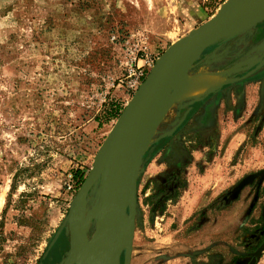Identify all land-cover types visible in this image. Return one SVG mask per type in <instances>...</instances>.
Listing matches in <instances>:
<instances>
[{
	"label": "rangeland",
	"instance_id": "374dc122",
	"mask_svg": "<svg viewBox=\"0 0 264 264\" xmlns=\"http://www.w3.org/2000/svg\"><path fill=\"white\" fill-rule=\"evenodd\" d=\"M224 2L0 0V264H68L69 225L43 256L137 92L125 82L136 44L156 62ZM263 57L264 20L193 59L227 83L185 105L164 95L137 177L129 264H264ZM103 183L87 197L89 238Z\"/></svg>",
	"mask_w": 264,
	"mask_h": 264
},
{
	"label": "water",
	"instance_id": "95a60500",
	"mask_svg": "<svg viewBox=\"0 0 264 264\" xmlns=\"http://www.w3.org/2000/svg\"><path fill=\"white\" fill-rule=\"evenodd\" d=\"M264 20V0H226L220 9L207 21L178 38L156 60L145 80L123 109L115 125L99 149L85 180L73 197L68 213L58 226L44 258L53 247L62 231L69 225L70 253L68 264H87V260L113 236L112 228L120 200L128 190L129 232L125 247L124 264H129L134 219L137 205V177L142 157L154 133L163 97L178 71L193 61L196 53L238 36ZM264 58L257 65L261 67ZM134 125L138 126L135 144L127 154V163L120 168L114 179L104 185L96 229L87 234L85 205L87 197L100 178L112 153ZM128 180V183H126ZM109 262L113 257L108 255ZM254 257L250 264H255ZM43 264V263H40Z\"/></svg>",
	"mask_w": 264,
	"mask_h": 264
},
{
	"label": "bare ground",
	"instance_id": "6f19581e",
	"mask_svg": "<svg viewBox=\"0 0 264 264\" xmlns=\"http://www.w3.org/2000/svg\"><path fill=\"white\" fill-rule=\"evenodd\" d=\"M198 54L199 52L196 53L192 59H194ZM194 68H196V66H194L193 61H190V63L183 66L174 77L172 83L165 92V94L170 92V100L172 104L180 105L186 102L197 101L201 99L203 95L216 90L229 81H226L225 76L219 75L218 71L212 70L208 67H199L196 68V71H193ZM159 118L160 116L158 119ZM137 131L138 126L134 125V127L128 131L112 153L100 176L103 177L105 183L110 184L117 171L126 165L128 160L127 154L135 144L134 136ZM126 183H128V180H126ZM128 205L129 194L128 190H125L116 211L115 223L112 228L113 236L106 241V244L103 245V247L96 251L87 260V264H118L115 259L126 246L128 238ZM108 255L113 257L112 263L109 262ZM69 256L71 257V253H69ZM67 263H69V261Z\"/></svg>",
	"mask_w": 264,
	"mask_h": 264
},
{
	"label": "built area",
	"instance_id": "2783aa9c",
	"mask_svg": "<svg viewBox=\"0 0 264 264\" xmlns=\"http://www.w3.org/2000/svg\"><path fill=\"white\" fill-rule=\"evenodd\" d=\"M146 46L144 43L136 44V51L130 59L128 67V77L126 82L127 87L132 91H137L141 86L146 76L155 64V60L149 56L146 52ZM140 52H143L139 55ZM142 61V62H141ZM78 183V178L73 171H69L67 174L66 188L69 191H73Z\"/></svg>",
	"mask_w": 264,
	"mask_h": 264
},
{
	"label": "crops",
	"instance_id": "0c3cea01",
	"mask_svg": "<svg viewBox=\"0 0 264 264\" xmlns=\"http://www.w3.org/2000/svg\"><path fill=\"white\" fill-rule=\"evenodd\" d=\"M121 104L122 103H119V102H117L116 104H114V106H115V110L117 109V108H119L120 106H121ZM125 104V106L128 104V103H124ZM125 108V107H124ZM110 121V120H109ZM111 131V130H110ZM110 131L108 132V134L110 133ZM108 134H107V136H108Z\"/></svg>",
	"mask_w": 264,
	"mask_h": 264
},
{
	"label": "trees",
	"instance_id": "16d2710c",
	"mask_svg": "<svg viewBox=\"0 0 264 264\" xmlns=\"http://www.w3.org/2000/svg\"><path fill=\"white\" fill-rule=\"evenodd\" d=\"M117 117H118V116H117ZM78 172H79V171H75V170H74V173H75L76 177H78V176H77V175H78ZM84 180H85V179L83 178L82 182H83ZM82 182H81V183H82Z\"/></svg>",
	"mask_w": 264,
	"mask_h": 264
},
{
	"label": "flooded vegetation",
	"instance_id": "af4514ba",
	"mask_svg": "<svg viewBox=\"0 0 264 264\" xmlns=\"http://www.w3.org/2000/svg\"><path fill=\"white\" fill-rule=\"evenodd\" d=\"M263 58H264V57H263ZM263 65H264V64H263ZM263 65H262V66H263ZM258 68H259V67H258Z\"/></svg>",
	"mask_w": 264,
	"mask_h": 264
}]
</instances>
